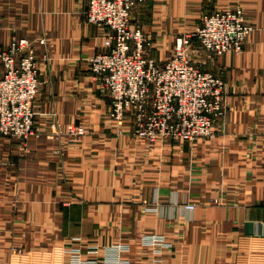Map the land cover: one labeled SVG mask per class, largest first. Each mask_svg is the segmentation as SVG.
<instances>
[{
	"label": "crops",
	"instance_id": "obj_1",
	"mask_svg": "<svg viewBox=\"0 0 264 264\" xmlns=\"http://www.w3.org/2000/svg\"><path fill=\"white\" fill-rule=\"evenodd\" d=\"M237 7L253 26L243 50L215 61L194 52L225 80L215 136L150 146L109 117L89 64L107 29L86 21V0H0V53L13 36L29 38L41 78L38 135L1 139L0 184H29L26 204L57 206L39 215L34 245L0 264H72L79 251L88 264H264V0H148L132 24L163 62L205 14ZM76 126L86 134L73 140Z\"/></svg>",
	"mask_w": 264,
	"mask_h": 264
},
{
	"label": "built area",
	"instance_id": "obj_2",
	"mask_svg": "<svg viewBox=\"0 0 264 264\" xmlns=\"http://www.w3.org/2000/svg\"><path fill=\"white\" fill-rule=\"evenodd\" d=\"M147 1L87 0V22L107 29L103 50L89 64L109 100V116L118 132L129 122L133 137L150 146L213 138L225 115L226 84L221 74L203 69L194 52L210 61L229 51L241 52L253 26L242 7L205 14L200 27L177 38L169 57L160 62L153 55L154 38L132 24L134 9ZM38 44L47 41L41 38ZM0 58V136L27 141L38 135L34 104L41 78L36 43L14 36ZM68 132L73 140L86 134L83 126ZM72 264L88 262L79 251Z\"/></svg>",
	"mask_w": 264,
	"mask_h": 264
},
{
	"label": "rangeland",
	"instance_id": "obj_3",
	"mask_svg": "<svg viewBox=\"0 0 264 264\" xmlns=\"http://www.w3.org/2000/svg\"><path fill=\"white\" fill-rule=\"evenodd\" d=\"M167 55L165 57H167ZM2 138L4 137L0 136V141ZM18 141L21 143L26 142L24 140ZM0 164L2 163L0 162ZM28 185L29 184H0V259L8 257L10 263L13 259L12 256L19 255L22 251V247L27 245V243L32 242V245H34L33 241L36 237H30V232L32 230L42 229L44 222L41 219L42 215L40 217L39 215L42 213L43 209H51L54 211L57 207L54 205L56 202L43 206L42 202L39 200H37V204H35L36 202L26 204L31 193L28 192ZM56 187H62V184H58ZM38 188L41 194L47 192V189H42V184H38ZM55 190L57 192L58 188Z\"/></svg>",
	"mask_w": 264,
	"mask_h": 264
}]
</instances>
